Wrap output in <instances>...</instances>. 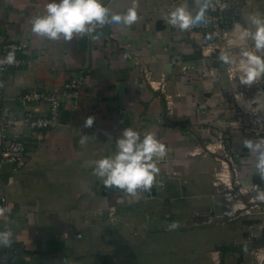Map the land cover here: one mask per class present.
Returning a JSON list of instances; mask_svg holds the SVG:
<instances>
[{
    "label": "crops",
    "instance_id": "0c3cea01",
    "mask_svg": "<svg viewBox=\"0 0 264 264\" xmlns=\"http://www.w3.org/2000/svg\"><path fill=\"white\" fill-rule=\"evenodd\" d=\"M50 2L0 0V51L12 42L27 46L15 53L25 61L20 68L0 71V114L19 121L46 115L48 105L19 102L22 94L37 89L57 93L62 102L57 127L12 129L29 142V155L25 168L7 164L0 172V208L5 210L0 232L12 233V247H0V263L260 264L215 226L188 227L189 212L202 209L173 200L167 176L158 174L150 191L129 196L106 188L93 174L90 162L114 155L124 129L131 127L141 137L152 132L159 141L167 97L158 83L177 84L181 95L196 85L182 72L203 65L202 34L166 23L168 13L185 0H138V23L108 24L94 30L97 39L71 41L32 33V21ZM103 3L117 13L133 0ZM187 3L195 14L192 0ZM109 34L114 37L107 39ZM77 81L83 85L77 97H69L65 86ZM88 117L95 118L91 128L83 126ZM82 136L90 139L81 143ZM173 222L181 228L169 231ZM218 243L226 247L220 254L213 253Z\"/></svg>",
    "mask_w": 264,
    "mask_h": 264
},
{
    "label": "rangeland",
    "instance_id": "374dc122",
    "mask_svg": "<svg viewBox=\"0 0 264 264\" xmlns=\"http://www.w3.org/2000/svg\"><path fill=\"white\" fill-rule=\"evenodd\" d=\"M214 4L209 23L193 30L202 34L203 65L186 66L182 72L186 82L192 79L196 85L183 95L170 81L157 85L167 97L158 135L167 156L157 165L159 174L168 177L173 200L193 211L201 207V213L189 212L188 227L215 226L230 244L245 247V255L264 264V203L254 199L264 186L256 184L255 156L243 146L245 139L264 137V80L242 86L238 71L218 61L222 50L238 54L240 48L250 47L239 40L234 27L248 26L250 14L264 13V0ZM208 34H213L211 40ZM223 246L218 243L213 253L220 254Z\"/></svg>",
    "mask_w": 264,
    "mask_h": 264
},
{
    "label": "clouds",
    "instance_id": "9594fccd",
    "mask_svg": "<svg viewBox=\"0 0 264 264\" xmlns=\"http://www.w3.org/2000/svg\"><path fill=\"white\" fill-rule=\"evenodd\" d=\"M195 14L189 9L187 0L168 13L166 23L181 31L210 21L209 10L215 7L214 0H192ZM138 0H133L132 6L126 11L113 13L105 6L103 0H51L47 4L46 12L32 21L31 31L35 35L48 40L63 39L71 41L74 37L92 35L99 26L108 24L130 27L138 23ZM247 24L237 23L235 29L239 31V40L248 41L250 47H242L239 53L220 51L218 61L222 66H228L239 73L242 86L251 87L258 81L264 80V13L250 14ZM213 34L206 39L211 40ZM16 62L15 50L0 59V65H11ZM95 118L88 117L84 122L85 128L94 125ZM90 137L82 136L81 143ZM116 153L94 162L93 174L103 181L106 188H118L129 196H135L138 191H150L159 174L157 162L167 156V149L159 142L152 132H146L143 137L131 127L123 130L115 141ZM243 146L255 156L256 174L264 180V137L253 141L245 139ZM254 199L264 203V190L258 191ZM0 208V215L4 213ZM169 229L179 227L173 222ZM12 233L0 232V247H11Z\"/></svg>",
    "mask_w": 264,
    "mask_h": 264
},
{
    "label": "built area",
    "instance_id": "2783aa9c",
    "mask_svg": "<svg viewBox=\"0 0 264 264\" xmlns=\"http://www.w3.org/2000/svg\"><path fill=\"white\" fill-rule=\"evenodd\" d=\"M204 27L205 25H200L190 28L189 30H185V32H191L195 29ZM97 28H104V26H98ZM110 37L113 38L114 35H107V39ZM26 47L27 46L25 44L15 42L7 43L0 51V59L6 57L7 53L13 49L16 53L23 51ZM15 58L16 62L11 65H0V71L2 73H6L10 69L20 68L25 63L23 59L16 56ZM82 85V81L67 83L65 87L69 91L68 96L77 97L79 89ZM19 102L24 107H28L30 104L34 103H42L48 105L49 110L44 116L31 117L28 115L23 117L20 121L0 114V172L2 171L5 164L13 165L17 169H23L26 167L28 162L29 142L20 132L12 134L13 128H27L37 132L55 128L60 124L61 121L62 102L57 93L49 92L46 89H37L22 94L20 96ZM78 236L80 237L81 235L79 234ZM0 264L11 263L8 259H6Z\"/></svg>",
    "mask_w": 264,
    "mask_h": 264
},
{
    "label": "trees",
    "instance_id": "16d2710c",
    "mask_svg": "<svg viewBox=\"0 0 264 264\" xmlns=\"http://www.w3.org/2000/svg\"><path fill=\"white\" fill-rule=\"evenodd\" d=\"M254 180H255L256 184L264 186V180H262L258 175L255 176ZM240 261L241 260H239V263H240Z\"/></svg>",
    "mask_w": 264,
    "mask_h": 264
},
{
    "label": "bare ground",
    "instance_id": "6f19581e",
    "mask_svg": "<svg viewBox=\"0 0 264 264\" xmlns=\"http://www.w3.org/2000/svg\"><path fill=\"white\" fill-rule=\"evenodd\" d=\"M261 100V99H260ZM258 101H259V99H258ZM259 106V105H258Z\"/></svg>",
    "mask_w": 264,
    "mask_h": 264
}]
</instances>
